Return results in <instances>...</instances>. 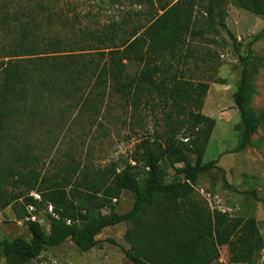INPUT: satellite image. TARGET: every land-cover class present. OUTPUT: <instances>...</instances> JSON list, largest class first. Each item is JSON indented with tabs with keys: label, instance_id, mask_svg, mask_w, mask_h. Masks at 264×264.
<instances>
[{
	"label": "trees",
	"instance_id": "1",
	"mask_svg": "<svg viewBox=\"0 0 264 264\" xmlns=\"http://www.w3.org/2000/svg\"><path fill=\"white\" fill-rule=\"evenodd\" d=\"M30 1L0 4V35L9 36L7 48L0 47V52L7 49L0 53V145L5 132L9 138L18 137L27 133L26 128L43 124L57 99L72 102L70 108L64 106L60 118L74 108L97 113L95 99L83 96L92 80L100 86L110 81L114 93L129 99L146 93L148 101L155 92L168 108V129L159 139L142 138L121 169L114 163L97 170L85 167L81 172L71 166L53 179L28 169L29 160L21 149H11L9 141V184H22L25 190L9 191V199L1 197L8 167L0 168V206L12 205L17 219L25 221L30 238L0 241L7 264H35L33 260L45 248L65 241L81 252L88 251L97 245L96 234L121 222H131L125 233L129 247L121 249L131 264H213L222 246L227 248L229 263H254L263 246L255 219L210 211L192 198L196 176L209 172L216 161L202 163L214 127V120L201 113L208 84L185 78L181 70L172 71L165 56L173 59L186 36L199 33L193 30L192 0L160 4L161 13L142 26L139 35L133 31L121 38L115 31H86L71 42L49 38L46 30L53 26L54 12L47 11L40 0ZM230 1L264 19V0ZM222 2L207 0L203 10L211 16ZM219 24L224 26L222 17ZM97 46L102 47L97 50ZM241 58L244 66L233 100L240 114L237 126L242 129L243 147L247 136L264 126V111L254 114L249 108L253 88L247 59ZM130 63L139 65L131 74L127 71ZM177 164L182 178L166 182L165 169ZM121 191L133 198L125 213L114 211L112 203ZM28 206L51 207L57 218L52 217L49 232L28 218ZM104 208L108 212L102 213Z\"/></svg>",
	"mask_w": 264,
	"mask_h": 264
},
{
	"label": "rangeland",
	"instance_id": "2",
	"mask_svg": "<svg viewBox=\"0 0 264 264\" xmlns=\"http://www.w3.org/2000/svg\"><path fill=\"white\" fill-rule=\"evenodd\" d=\"M9 1L14 4L26 2L0 0V4L9 6ZM172 1L40 0L47 11L54 12L55 17L52 27L43 25L49 28L46 30L47 36L58 37L63 42L77 41L86 31H115L121 38L130 37L133 31L139 35L141 27L161 13L159 5ZM206 1L192 0L193 30L199 33L186 36L173 59L165 54L172 71L181 70L185 78L208 84L201 113L214 120V127L205 145L202 163L216 161L209 172H200L196 176L192 183V198L210 211L220 210L230 217H253L263 246L258 259L251 264H264V204L261 202L264 198V126L249 134L245 145L240 147L242 129L237 126L240 114L233 100L244 66L243 56L247 59L253 88L249 108L254 114L264 111V19L237 7L230 0H223L219 11L208 16L203 10ZM219 17L223 18L224 26L219 24ZM8 42V35H0V47L7 48ZM101 47L97 46V50ZM140 50L144 51L145 47ZM90 52L97 57L96 51ZM138 66L137 63H130L128 73H133ZM109 83L100 86L92 80L89 83L92 86L82 90L83 96L88 94L97 103V113L93 115L83 108H74L67 110L65 116L60 118L61 110L64 106L70 108L72 102L57 99L54 100L51 116L43 124L37 126L36 123L33 130L26 128L27 133L18 137L9 138V133L5 132L7 134L3 135L0 145V168L8 169L4 170L5 180L1 184L4 195L1 197L9 199V191L25 190L22 184H9V141L11 149H21L20 152L29 160L26 165L28 169L53 179V175L61 176L63 169L71 166H78V172L85 167L101 169L110 163L121 169L142 138H160L161 133L168 129L165 124L168 108L157 94L154 92L153 99L148 101L146 93H140L138 99H129L114 93ZM180 166L177 164L165 169L166 182L182 178L176 171ZM30 194L38 198L32 191ZM112 203L114 211L125 213L132 207L133 198L128 191H121ZM15 208L20 214L23 213L19 205L16 204ZM25 209L27 216H33L49 232L52 217L57 218L50 206ZM101 212L106 213L108 209L104 208ZM130 225L131 222H121L96 234L97 247L89 257L72 242L65 241L45 248L33 262L107 264L106 257L111 255L115 260L111 259L112 264H131L121 250L129 247L125 233ZM15 238H30L25 221L17 219L12 205L0 206V241ZM98 248L103 251H98ZM219 249L220 256L213 264H249L229 263L226 246ZM0 264H7V257L1 253Z\"/></svg>",
	"mask_w": 264,
	"mask_h": 264
},
{
	"label": "crops",
	"instance_id": "3",
	"mask_svg": "<svg viewBox=\"0 0 264 264\" xmlns=\"http://www.w3.org/2000/svg\"><path fill=\"white\" fill-rule=\"evenodd\" d=\"M97 246H95V247H93V248H91L90 250H88V251H85L84 253H86V255L89 257V256H91V253L92 252H94L93 250H94V248H96ZM98 251H100V252H102L103 251V249L102 248H98L97 249ZM111 259H113V257L110 255L109 257H106V260H107V264H112V260ZM122 259L123 258H121V260L120 261H122ZM113 261L115 262V260L113 259ZM219 261H220V259H219ZM121 264H122V262H120ZM214 263V262H213ZM126 264H128V262L126 263Z\"/></svg>",
	"mask_w": 264,
	"mask_h": 264
},
{
	"label": "built area",
	"instance_id": "4",
	"mask_svg": "<svg viewBox=\"0 0 264 264\" xmlns=\"http://www.w3.org/2000/svg\"><path fill=\"white\" fill-rule=\"evenodd\" d=\"M29 208H32V206H28ZM28 219V218H27ZM30 220H33L34 221V217L33 216H30L29 217ZM36 221V220H35Z\"/></svg>",
	"mask_w": 264,
	"mask_h": 264
}]
</instances>
